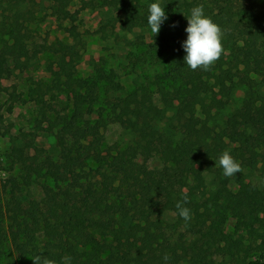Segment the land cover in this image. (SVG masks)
Listing matches in <instances>:
<instances>
[{
  "label": "trees",
  "instance_id": "trees-1",
  "mask_svg": "<svg viewBox=\"0 0 264 264\" xmlns=\"http://www.w3.org/2000/svg\"><path fill=\"white\" fill-rule=\"evenodd\" d=\"M23 1L16 0L15 7L21 9ZM51 1L78 39L80 10L70 9L73 0ZM101 1L123 13V29L148 24L140 0ZM161 5L168 17L161 26L185 40L186 16L203 5L224 32V53L209 70L193 71L178 45L161 71L136 82L125 97L110 98L116 71L94 61V75L78 76L82 55L74 44L60 42L48 91L66 93L72 106L54 120L44 114L41 121L57 129L60 158L40 148L29 164L18 155L27 182L35 171L51 184L44 182L41 199L27 205L14 190L7 225L0 210V264H17L12 250L23 264H34L36 255L59 264L65 257L67 264H264V0H161ZM16 32L13 18L0 21V80L12 74V50L28 55L24 43L5 38ZM239 89L245 103L227 111ZM110 122L130 141L104 153ZM225 150L242 167L232 177L218 163ZM255 173L259 182L252 180ZM185 192L188 221L175 207Z\"/></svg>",
  "mask_w": 264,
  "mask_h": 264
},
{
  "label": "rangeland",
  "instance_id": "rangeland-1",
  "mask_svg": "<svg viewBox=\"0 0 264 264\" xmlns=\"http://www.w3.org/2000/svg\"><path fill=\"white\" fill-rule=\"evenodd\" d=\"M87 1L73 0L70 4L72 11L80 10L76 22L78 39L67 31L70 23L54 13L51 0H24L21 9L15 7L16 0H2L0 3V21L9 17L18 25V32L5 38L10 44L24 43L28 49L27 56L19 50L10 52L12 74L0 80V210L6 212V225L9 223V204L14 202V190L17 191L16 198L27 205L32 199H41L44 182L51 184L49 179H43L35 171H31L27 182L28 170L18 155L29 164V157L40 148L44 155H52L56 160L60 158L57 129L48 130L49 122H41L44 114L54 120L72 106V99L66 93L57 91L51 94L48 91L54 72L58 70L60 42L74 44L82 55L78 76L94 75V61L114 69L117 75L110 87V98H123L134 89L136 82L161 71L163 59L185 41L182 37L174 38L164 26L155 36L148 24L132 30L123 29V13L117 7L104 6L101 0ZM140 2L144 12H149L150 4L156 0ZM17 13L21 16L17 17ZM245 98L244 90H237L227 111L241 107ZM129 141V135L119 125L110 122L101 149L104 153H114ZM252 180L259 182L258 173ZM234 223V219L229 221V230H233ZM12 252L10 257L17 264H23ZM243 256L235 254L238 260Z\"/></svg>",
  "mask_w": 264,
  "mask_h": 264
},
{
  "label": "clouds",
  "instance_id": "clouds-1",
  "mask_svg": "<svg viewBox=\"0 0 264 264\" xmlns=\"http://www.w3.org/2000/svg\"><path fill=\"white\" fill-rule=\"evenodd\" d=\"M148 11L147 23L155 36L159 33L162 23L168 17L160 0L151 3ZM186 18L188 20L187 27L185 28L187 38L182 44L186 52L184 56L185 64L193 71L198 68L207 71L224 53V32L210 16L205 15L203 5L192 8L190 16H186ZM218 163L222 167L225 177H232L238 172H242L241 164L227 150L222 153ZM188 201L189 198L187 192H185L183 200L177 201L175 205L176 209L179 210V215L185 221L191 219V211L185 206ZM31 259L34 264H59L58 261L42 255H36ZM69 259L70 257L64 258L65 264H67ZM169 259L170 257L168 255L164 256L165 261Z\"/></svg>",
  "mask_w": 264,
  "mask_h": 264
}]
</instances>
